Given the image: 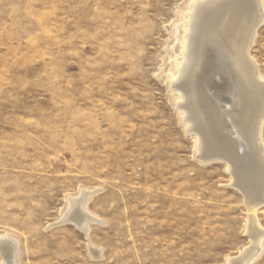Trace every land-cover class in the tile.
Listing matches in <instances>:
<instances>
[{
    "label": "rangeland",
    "instance_id": "1",
    "mask_svg": "<svg viewBox=\"0 0 264 264\" xmlns=\"http://www.w3.org/2000/svg\"><path fill=\"white\" fill-rule=\"evenodd\" d=\"M190 1L0 0V236L20 264H226L253 243L244 195L197 157L167 78ZM251 54L264 76V24ZM231 82L220 107H236ZM82 188L101 189L89 236L55 224Z\"/></svg>",
    "mask_w": 264,
    "mask_h": 264
},
{
    "label": "bare ground",
    "instance_id": "2",
    "mask_svg": "<svg viewBox=\"0 0 264 264\" xmlns=\"http://www.w3.org/2000/svg\"><path fill=\"white\" fill-rule=\"evenodd\" d=\"M262 24L264 0L190 1L177 29L175 57L167 75L185 131L195 138L197 157L203 164L225 162L232 175L229 184L245 197L246 228L253 243L238 256L228 257L226 264H253L264 249V229L258 223V210L264 206V76L251 54ZM229 81L237 85L233 100L237 108L220 107L214 96L218 86L226 91ZM213 103L218 108L210 106ZM100 191L82 188L70 194L55 224L72 222L89 236L93 223L104 224L89 209ZM88 243L92 256L102 258L103 250ZM0 254L1 264H20L19 239L0 236Z\"/></svg>",
    "mask_w": 264,
    "mask_h": 264
}]
</instances>
